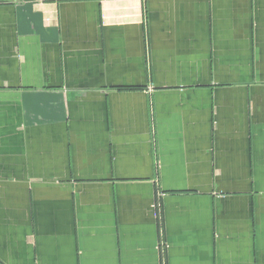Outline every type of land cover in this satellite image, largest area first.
<instances>
[{
    "label": "crops",
    "instance_id": "0c3cea01",
    "mask_svg": "<svg viewBox=\"0 0 264 264\" xmlns=\"http://www.w3.org/2000/svg\"><path fill=\"white\" fill-rule=\"evenodd\" d=\"M0 264H264V0H0Z\"/></svg>",
    "mask_w": 264,
    "mask_h": 264
},
{
    "label": "rangeland",
    "instance_id": "374dc122",
    "mask_svg": "<svg viewBox=\"0 0 264 264\" xmlns=\"http://www.w3.org/2000/svg\"><path fill=\"white\" fill-rule=\"evenodd\" d=\"M44 183H46V184H50L51 181L46 180V181H44Z\"/></svg>",
    "mask_w": 264,
    "mask_h": 264
}]
</instances>
